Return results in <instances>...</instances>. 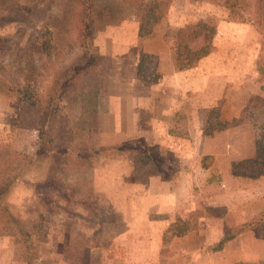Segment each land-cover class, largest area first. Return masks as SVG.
Returning a JSON list of instances; mask_svg holds the SVG:
<instances>
[{
  "label": "rangeland",
  "instance_id": "rangeland-1",
  "mask_svg": "<svg viewBox=\"0 0 264 264\" xmlns=\"http://www.w3.org/2000/svg\"><path fill=\"white\" fill-rule=\"evenodd\" d=\"M225 1L168 0L166 14L155 25L154 32L163 33L165 40H171L178 26L190 25L191 28L198 19L205 20L217 29L213 40L215 53L208 59L206 69L210 68L217 75L228 73L241 53L240 72H246V67L253 62L249 82H262L264 79L258 78L264 73L256 71V61L264 57L262 37L254 23V14L247 9L252 8L255 1L246 0L250 3L246 6L237 4L233 9L226 6ZM62 2L0 0V50H10L7 54H14L21 35L23 42L29 35L38 36L44 32L51 44L50 53L38 59V79L31 87L32 107L24 100L25 88L19 82H15L10 91H0V148L29 154L34 160L28 166L24 164L23 174L4 197L32 232L31 241L39 254V258L34 260L28 257L25 243L17 242L12 236H0V264H264V223L259 229H246L247 224L259 215L256 209L264 203V197H260L251 179L222 185L220 180L214 179L220 177V173L215 171L211 175L213 180L210 178L215 187L207 189V192L197 187L196 197L203 196L209 201L213 200V195L224 193V190L233 192L242 188L244 202L242 197H238L233 207L218 212L209 209L212 204L204 205V201H198L193 207H183L170 217L147 210L142 213L128 210L135 204L131 197L138 192L137 180L134 181L130 175L132 165L126 164V161L119 163L117 159L132 152L116 154L106 161L103 158L96 167H67L61 168L58 173L56 170L50 173L51 158L39 156V132L29 125L40 122L38 105H43L48 97L53 72L69 65L82 51L75 36L64 33L57 26L62 17ZM122 4V0L94 1L95 36H98L97 40L104 45L103 48L112 47V44L117 48L124 47L123 42L103 38L108 24L120 21L127 12L142 14L141 9L127 8ZM190 19L193 22L187 24ZM9 33H13V37H9ZM15 45L17 47L14 48ZM165 45L169 42L164 41L162 46ZM152 47L157 49L158 45ZM248 47H252L253 51ZM172 50L176 55L174 46ZM0 60L4 59L0 57ZM155 60L154 53L143 57L142 66L145 69L141 72L142 76H153ZM104 64L107 68V62ZM242 81L247 83L248 79L242 75ZM247 87L241 85V93L246 92ZM216 108L220 109L219 106ZM218 113L220 110L213 115L208 114L212 126H216L220 119ZM235 123L238 130L230 136L231 139L237 137L244 141L241 154H260L264 150V98L252 95L240 120ZM95 136V142L99 141L98 134ZM89 139L90 135L88 142ZM139 140L143 141V138ZM137 141L132 139L126 145H135ZM207 161L212 166L216 165L213 156ZM169 170L168 167L167 175ZM251 170L257 172V167L252 165ZM50 178L54 180L50 181ZM258 184L263 192L264 178ZM90 193L94 196L91 197ZM94 199H98L100 209ZM140 203L143 204L141 210L146 208V204L156 205L155 201ZM261 208L264 209V206ZM208 212L220 213V220L206 215ZM149 214L156 222L151 220L153 223H145L144 227V223L136 222L138 216L144 220ZM162 216L169 217V220H160ZM222 234L233 237L229 238L222 251H213V246L217 244L214 242ZM176 237L188 238L174 243ZM241 257L245 259L236 260Z\"/></svg>",
  "mask_w": 264,
  "mask_h": 264
},
{
  "label": "crops",
  "instance_id": "crops-1",
  "mask_svg": "<svg viewBox=\"0 0 264 264\" xmlns=\"http://www.w3.org/2000/svg\"><path fill=\"white\" fill-rule=\"evenodd\" d=\"M191 22L193 20L190 19L187 24ZM141 24L142 14L127 12L120 21L106 26L103 38L107 41L123 42V48H117L115 44L103 48L104 45L98 42V36H95L96 45L105 57L107 68L104 78H100L96 85L100 125L96 133L90 134L89 144H128L132 139L143 138L149 144L159 147L163 155L169 156V175L174 170L175 163L180 165L178 164L177 174L172 177H140L134 169L133 154L117 159L119 163L126 161V164L132 165L133 171L130 175L134 181L137 180L138 192L131 197L135 204L129 206L128 210L136 213L147 210L171 217L183 207H193L198 201H204V205H213L210 210L227 211L237 203L238 197H242L243 201L242 188L233 192L224 190V193L213 195V200L209 201L203 196L196 197L197 187L205 192L215 187L214 183H211V175L215 171L220 173V177L213 178L220 180L222 185L233 182L238 184L244 179H251L252 183L256 184L260 197H264V191L261 192L258 187V181L264 178V174L253 172L250 163L235 167L237 162L258 158L259 152L257 155L241 154L244 141L237 137L231 139L230 136L233 131L238 130L233 120H240L250 97L260 95L264 98V81L249 82L253 62L246 67V72H240L243 59L240 53L230 72L217 75L212 73L210 68L206 69L208 59L215 53L212 49V52L202 57L195 66L179 69L172 50L174 46V53L176 52L174 38L165 40V34L159 32L140 36ZM184 26L175 28L174 33L190 25ZM164 41L169 42V45L162 46ZM152 45H158L157 49ZM147 53H154L156 60L152 68L153 76L145 78L141 75L145 69L142 59ZM251 55L253 57V52ZM242 75L248 79L247 83L242 81ZM241 85L248 86L246 92L241 93ZM102 104L105 109H102ZM218 106L219 120L230 124L224 129L206 134L205 127L210 120L208 114ZM96 134L99 137L97 142L94 140ZM211 156L216 159L214 166L207 161ZM142 201H155L156 205L146 204V208L141 210ZM263 206L264 203L255 212L262 213ZM152 208L154 209L151 210ZM210 213V217L220 220V213ZM151 220L156 222L149 214L144 220L138 216L136 222L144 223V227L145 223H153ZM160 220L167 221L169 217L162 216ZM224 236L225 234H222L214 244L220 242ZM187 238L176 237L174 243ZM228 240L221 249L215 250V244L213 251H222ZM242 259L245 258L236 260Z\"/></svg>",
  "mask_w": 264,
  "mask_h": 264
},
{
  "label": "trees",
  "instance_id": "trees-1",
  "mask_svg": "<svg viewBox=\"0 0 264 264\" xmlns=\"http://www.w3.org/2000/svg\"><path fill=\"white\" fill-rule=\"evenodd\" d=\"M94 1L63 0L62 2V17L57 26L64 33L75 36L82 51L69 65L57 68L53 72L48 97L45 103H42L43 105H38L40 122L29 125L39 132V156H49L51 158L50 173L55 170L58 173L61 168L67 167H96L103 158L106 161L115 157L116 154L132 152L135 156L136 175L172 177L178 172V164L175 163L174 170L167 175L169 156L163 155L159 147L144 140L136 139L138 141L131 146L126 144L90 145L88 142L89 135L97 132L100 125L96 85L106 72L105 57L95 42ZM254 1L252 8L247 9L254 14V23L262 37V50H264V0ZM122 2L127 8L142 10L140 36H148L154 32L155 25L165 16L168 4V0H122ZM249 3L246 0L225 1L226 6L232 9L237 4L246 6ZM216 32V27L209 22L199 20L191 28L174 33L172 37L176 45L178 68L193 67L202 57L212 52ZM39 34L38 36L29 35L23 42H21L23 36L21 35L20 41H17L18 49L14 54H7L10 50H0V57L4 59L0 60V91H10L14 83L19 82L25 88L24 100L28 101L30 107L34 105L31 87L38 79V59L51 51L47 33ZM13 35V33L8 34L9 37ZM7 55L9 57H6ZM256 71L264 73V57L256 61ZM261 79H264V76H259L258 80ZM215 111L218 112L217 108L210 110L209 114L213 115ZM235 121L236 119L233 120ZM212 124L210 119L208 126L205 127L206 134L224 129L230 122L218 120L216 126ZM20 155L22 156L19 157ZM258 156V158L237 162L235 167L250 163L257 167L258 174H264V150ZM24 159L25 161L22 162ZM32 162L34 160L29 154H21L10 148H0V236H12L17 242L25 243L28 257L36 260L39 254L31 241L32 232L4 197L23 174L24 164L28 166ZM51 180L54 179L50 178ZM90 196L93 197L94 194L90 193ZM94 200L93 202L98 204V199ZM85 207L88 208L86 204ZM100 207L99 205V209ZM208 213L206 215L211 216V213ZM263 223L264 211L250 221L246 229H259ZM231 236L226 234L214 249H221ZM234 264H242V262Z\"/></svg>",
  "mask_w": 264,
  "mask_h": 264
}]
</instances>
